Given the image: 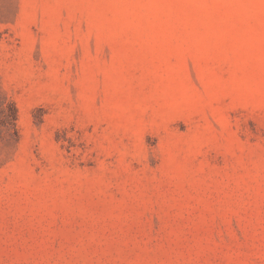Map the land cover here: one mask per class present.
Here are the masks:
<instances>
[{
	"label": "rangeland",
	"instance_id": "obj_1",
	"mask_svg": "<svg viewBox=\"0 0 264 264\" xmlns=\"http://www.w3.org/2000/svg\"><path fill=\"white\" fill-rule=\"evenodd\" d=\"M0 264H264V0H0Z\"/></svg>",
	"mask_w": 264,
	"mask_h": 264
}]
</instances>
